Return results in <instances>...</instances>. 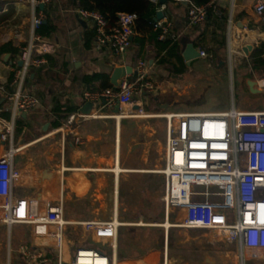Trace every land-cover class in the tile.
Wrapping results in <instances>:
<instances>
[{
	"label": "crops",
	"instance_id": "0c3cea01",
	"mask_svg": "<svg viewBox=\"0 0 264 264\" xmlns=\"http://www.w3.org/2000/svg\"><path fill=\"white\" fill-rule=\"evenodd\" d=\"M256 3L215 0L212 14L196 27L189 26L186 3H169L167 14L180 59L165 68L153 43L147 42L138 57L135 43L124 57L108 48L97 49L91 23L79 17L75 0H52L39 6L32 0H1L0 86L10 89L19 52L33 37V17L44 13L43 24L49 19L54 31L45 38L47 63L33 69L26 82L27 92L40 100V106L15 119L14 133L6 141L0 128V158L9 147L18 149L13 165L23 176L16 197L62 203L66 227L60 252L37 251L30 226L9 229L0 221V264H73V254L81 248L105 252L112 264H264V254L258 259L242 257L239 244L215 233L175 227L184 213L167 215L166 183L160 173L166 123H157L158 118H120L102 100L84 99L85 92L113 88L110 79L116 68L130 66L135 72L137 63L145 60L159 88L156 96L136 97L148 114L264 112V72L251 64V55L264 43V23L254 10ZM188 44L208 56L188 65L183 57ZM246 47L252 50L245 53ZM97 76L107 79L92 82ZM249 80L257 82L261 94L250 91ZM6 106L0 94L1 117L11 122ZM84 111L97 117L82 124L83 145L76 147L70 135L64 139L56 131L69 113ZM113 220L120 226L112 242L96 239L82 225ZM203 232L209 234H199Z\"/></svg>",
	"mask_w": 264,
	"mask_h": 264
},
{
	"label": "built area",
	"instance_id": "2783aa9c",
	"mask_svg": "<svg viewBox=\"0 0 264 264\" xmlns=\"http://www.w3.org/2000/svg\"><path fill=\"white\" fill-rule=\"evenodd\" d=\"M160 5L163 14L154 30L160 32L159 40H177L173 22L167 14L169 3H186L190 27L201 25L208 17L209 5L197 6L188 0H147ZM52 0H32L34 6L48 5ZM264 23V0H257L254 8ZM79 17L91 23L97 49L108 48L118 57L126 56L133 48L135 25L138 17L122 13L111 24L96 11L77 10ZM46 19L44 13L35 15L28 45L19 54L22 66L15 67L10 89L0 86V94L8 103L12 121L4 120L0 109L1 139L6 141L14 133L15 119L28 115L40 106V100L27 92L26 82L33 69L47 63L48 44L37 34ZM35 34V35H34ZM34 53L38 56H34ZM200 52V57H207ZM135 79L128 77L118 87L103 92H85L88 102L102 100L104 107H119L120 118L166 121L164 167L160 173L165 178L163 201L166 213L183 212L184 219L175 225L187 230L215 233L228 243L240 246L242 257L258 259L264 254V112L222 113H166L148 114L144 103L136 97L156 96L159 92L145 60L137 63ZM264 88V83L262 85ZM97 115L72 113L56 133L65 139L73 138L76 147L83 145L82 124ZM18 149L9 147L0 158V221L9 229L14 225L30 226L35 236L37 251L62 250L66 221L64 206L43 203L37 199L17 198L16 186L23 173L14 168L13 159ZM88 234L100 241L112 242L118 237L119 223L89 221L82 224ZM246 254V255H245ZM73 264H112L109 256L95 248H81L75 253Z\"/></svg>",
	"mask_w": 264,
	"mask_h": 264
},
{
	"label": "trees",
	"instance_id": "16d2710c",
	"mask_svg": "<svg viewBox=\"0 0 264 264\" xmlns=\"http://www.w3.org/2000/svg\"><path fill=\"white\" fill-rule=\"evenodd\" d=\"M190 3L201 6L209 5L213 6L215 0H188ZM77 9L96 11L103 15L111 24H115L118 21V15L122 13L134 14L138 17L135 25V35L133 44L139 48L137 57L144 51L147 44L153 43L155 49L162 56L161 65L165 68L167 65L173 62V59H180V47L178 40L167 39L165 41L159 40L160 32L154 30V26L158 21V10L160 5H155L147 0H75ZM1 4V0H0ZM213 8V7H212ZM212 8L209 10L208 16L213 12ZM54 28L51 25L49 19L47 24H43L37 34L43 38L51 36ZM95 34H92V39L95 38ZM20 54V52H19ZM251 64L253 69L264 72V43L261 44L259 49L251 55ZM106 80L105 76H97L93 78L92 82L99 80ZM111 87L104 86L99 92H103ZM71 113L68 114V116ZM66 116L65 118H67Z\"/></svg>",
	"mask_w": 264,
	"mask_h": 264
},
{
	"label": "water",
	"instance_id": "95a60500",
	"mask_svg": "<svg viewBox=\"0 0 264 264\" xmlns=\"http://www.w3.org/2000/svg\"><path fill=\"white\" fill-rule=\"evenodd\" d=\"M166 2H167L166 0L160 1L161 4H165ZM162 17H163V14L161 12H159L157 20L162 19ZM251 50H252V47L244 48L245 53H248ZM183 57H184L185 61L188 63V65H190L193 60L198 59L200 57V53L197 51V49L192 44H188L186 46L184 52H183ZM18 66L21 67L22 63L19 62ZM134 74H135V72L133 70V67H130V66L129 67H118L113 71V73L111 75L110 83L113 87L117 88L120 81H122L123 79L130 77ZM248 86H249L250 91L253 94H261L262 93L257 88V82L256 81L249 80ZM90 106H92V105H90ZM116 112L119 113V107L116 108ZM84 114L88 115L89 112L84 111Z\"/></svg>",
	"mask_w": 264,
	"mask_h": 264
},
{
	"label": "rangeland",
	"instance_id": "374dc122",
	"mask_svg": "<svg viewBox=\"0 0 264 264\" xmlns=\"http://www.w3.org/2000/svg\"><path fill=\"white\" fill-rule=\"evenodd\" d=\"M235 84H236V89H238V82L237 81H235ZM237 91V93H236V97H237V100L239 101L240 99H241V97H240V94H239V92H238V90H236ZM263 96V98H264V94L262 95ZM154 104H156V103H154ZM157 105V104H156ZM163 114H166V113H164V112H158L156 115H163ZM156 122L157 123H159V124H165L166 123V121L164 120V119H162V118H158L157 120H156ZM161 171V170H160ZM162 220L163 219H161V221L160 222H162ZM200 235H204V234H209V233H199ZM73 256L75 257V253L73 254Z\"/></svg>",
	"mask_w": 264,
	"mask_h": 264
},
{
	"label": "bare ground",
	"instance_id": "6f19581e",
	"mask_svg": "<svg viewBox=\"0 0 264 264\" xmlns=\"http://www.w3.org/2000/svg\"><path fill=\"white\" fill-rule=\"evenodd\" d=\"M119 171H120V170L118 169L116 173H118ZM166 227H168V226H166Z\"/></svg>",
	"mask_w": 264,
	"mask_h": 264
}]
</instances>
